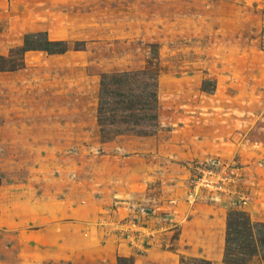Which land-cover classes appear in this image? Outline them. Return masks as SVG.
I'll list each match as a JSON object with an SVG mask.
<instances>
[{
  "label": "rangeland",
  "instance_id": "1",
  "mask_svg": "<svg viewBox=\"0 0 264 264\" xmlns=\"http://www.w3.org/2000/svg\"><path fill=\"white\" fill-rule=\"evenodd\" d=\"M122 72L156 109L100 125ZM233 210L264 223V0H0V264H224L192 248Z\"/></svg>",
  "mask_w": 264,
  "mask_h": 264
},
{
  "label": "trees",
  "instance_id": "2",
  "mask_svg": "<svg viewBox=\"0 0 264 264\" xmlns=\"http://www.w3.org/2000/svg\"><path fill=\"white\" fill-rule=\"evenodd\" d=\"M68 46L51 41L42 32L28 33L22 38L20 55L26 52L63 54ZM156 74L150 72H122L100 77L97 119H116L140 111L153 112L157 105ZM156 120V116L152 117ZM226 217L222 262L249 264L255 258L264 261V223L252 222L242 211H229Z\"/></svg>",
  "mask_w": 264,
  "mask_h": 264
},
{
  "label": "crops",
  "instance_id": "3",
  "mask_svg": "<svg viewBox=\"0 0 264 264\" xmlns=\"http://www.w3.org/2000/svg\"><path fill=\"white\" fill-rule=\"evenodd\" d=\"M207 236L210 238V234H207L206 237ZM214 243L215 244L213 245L211 239L205 240V243H201L198 246H193L192 249H196L198 253L209 259H222L224 248V227L221 228L220 234L216 236Z\"/></svg>",
  "mask_w": 264,
  "mask_h": 264
},
{
  "label": "built area",
  "instance_id": "4",
  "mask_svg": "<svg viewBox=\"0 0 264 264\" xmlns=\"http://www.w3.org/2000/svg\"><path fill=\"white\" fill-rule=\"evenodd\" d=\"M192 187H193V195L196 196L198 195L199 196V192L200 190L202 191H218V189H220V186H218V184H216L215 182H213L211 180V178H209L206 174H204L202 177L200 178H197L193 184H192ZM192 195V196H193ZM194 199V198H193Z\"/></svg>",
  "mask_w": 264,
  "mask_h": 264
}]
</instances>
